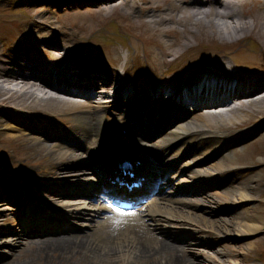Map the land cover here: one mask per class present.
<instances>
[{
  "label": "bare ground",
  "instance_id": "6f19581e",
  "mask_svg": "<svg viewBox=\"0 0 264 264\" xmlns=\"http://www.w3.org/2000/svg\"><path fill=\"white\" fill-rule=\"evenodd\" d=\"M40 1L77 5L93 1L94 6L100 3L106 5L102 6L105 12L109 9L112 10L119 3L126 2V0ZM169 1H171L172 7H176L182 13L180 17L172 15L169 12L170 7H166L163 2L153 5L149 3L150 5L145 6V9L151 8L150 11H146L145 16H148L156 27V50L159 51L162 62L165 55L174 59L179 53L190 49L193 46L191 39H194L197 33L201 39H204L203 41L217 40L221 44L234 43L249 38L254 43L253 49L249 50L256 59L254 62L260 59L264 65V0H253L255 9L242 10H239V7L249 0ZM127 2L130 3V1ZM247 17H251L252 22L247 20ZM175 23L183 25L180 32L174 25ZM188 23H192L197 31L187 26ZM166 33L177 35V39L173 42L164 39L163 35ZM27 42L19 43L6 52H0V129L7 132L9 137H14V132L18 133L15 134L18 136H21L20 133L26 134V138L31 143L40 145L43 149L45 147L48 152L55 155L54 159L58 161L53 163V171L46 173L47 175L61 178L73 172L72 169L77 166V160H79L76 157V153H78L76 149L82 147V142L74 136L76 133H82L94 139L103 133L107 137L109 134L119 132L117 127H112L110 131L106 130L103 116L110 110V106L116 116H119L122 108L120 102L124 101L125 105L134 108L130 110L134 116L139 114L143 119L148 109H154L156 114L162 115L164 118L162 129L165 128V131L160 136L155 134L154 137L146 138L141 142L145 147L146 159L150 161L156 159L168 166L174 164L176 156L182 149L191 147L190 155H194L184 163V166L188 165L185 172L192 179H185V181L187 185L198 181L197 184L195 183L196 187L187 193L199 191L200 197L189 201L188 198L180 199L178 196L158 192L157 195L160 197L152 196L154 198L146 205L148 208L145 214L149 219L161 220L176 228H181L178 221L172 222L171 216L176 213L179 216L184 215L183 210L186 209L185 212L193 216L192 221L202 223L197 225L198 230L194 232V235L200 238L197 244L200 248L212 250L206 256L202 255L203 251H199L198 254L203 259L208 258L211 264H222L224 262L222 257L227 256L225 252L214 249V245L218 241V233H222L224 236L222 242L225 245H230L231 239L236 240L230 235L235 234V238L246 239L249 234L260 229L258 206L255 204L258 192L257 176H252L247 183L243 184L235 182L232 175L230 177L225 174L234 168L231 157L233 151H229V149L238 141L239 134L235 132L237 126L253 116L255 121L260 122L258 128L264 129V69H259L247 62V64L245 62L236 63L229 54L223 55L230 61L219 55L216 60L206 63L201 72L204 77L212 78V85L210 84L208 87L211 88V93L215 97L212 99L207 97L206 101L208 102L202 109L196 108L192 110L193 114H186L179 109L180 103L178 105L176 102H172L174 94L181 93V86L177 82H170L169 77L159 81L153 87L147 86L139 94L144 95L138 97L134 104V97L129 92L128 84L119 82L116 87L117 80L115 78L108 80L106 74L94 60L78 61L79 57H67L56 46L50 45L47 52L54 63L52 66H48L35 61L28 54L25 48ZM62 61L65 62L62 63ZM224 79L225 81H234L230 90L223 88ZM167 80L170 84L166 83ZM73 81L77 85L76 88H68ZM150 89L157 95L155 98L148 93ZM110 90L116 92L117 98ZM189 93L187 99H191ZM123 94L127 96L123 97ZM107 99H112V103L111 101L105 103ZM228 99L229 101H227ZM9 109L14 111L18 117L8 115ZM65 115L72 121V125L67 129L59 128L50 120L53 117ZM24 116L30 117L33 125L24 122L21 119ZM37 121L48 125L50 131H43ZM229 129H231L230 132L227 131ZM188 131H191L192 135L184 136ZM31 150V154L40 151L35 147ZM155 150L160 159L153 155ZM88 152L87 148L83 151V153ZM166 154L169 156L164 161ZM191 162H194V165H189ZM201 166L210 168L212 172L195 169ZM261 167V164H257L254 167L246 168ZM27 172L34 174L37 170L30 169ZM220 177L223 179L220 180ZM29 180L32 182V186L38 182L34 176L29 177ZM38 183L40 184V182ZM69 185L70 183L59 186L60 192L57 194V198L66 197L70 193L66 189ZM172 187L174 186L172 185ZM211 188L224 192L222 198L229 204L228 208L217 212L214 211V208H210V206L219 207L222 200L218 198L217 194L204 193ZM202 193L204 194L202 195ZM43 196L53 203L61 202V200L49 197L50 195L43 194ZM96 199L102 200L99 197ZM4 200H7L6 189L0 183V203L8 204ZM76 201L64 200L61 202V206L67 204L79 207L78 202L82 201ZM202 205L210 206L203 209L201 213L196 212V208ZM85 208H91V212L102 216L106 210L103 205L94 206L91 203L87 204ZM69 212L72 215H79V218L86 221L93 219L91 212L86 214L84 207ZM4 214L7 217L5 207H3ZM158 215L161 217L156 218L155 216ZM117 216L120 215L117 213ZM123 216H130L122 217V220L129 219V222L125 223L123 227L121 219L112 215L104 216L101 221L102 229L97 239L81 234L30 238L31 236L26 233L16 232L6 236L8 239L4 237L7 240L3 244H7L8 250H15V256H25L29 259L32 252H35L39 264H46L44 258L39 256L40 252L46 251H52L60 258H67L70 254L73 257L75 254H80L78 257L80 262H89L97 257L104 264H200L185 255V252L190 249L188 245L192 244L190 241L181 239L173 242L161 239L152 235L144 223V218L140 219L139 214L127 213ZM114 218L118 220L112 231H107L110 226L109 220ZM232 218H235L233 224H231ZM159 222H150L152 229H156L155 224ZM5 223L7 220L0 218V225ZM202 226L211 230L205 231ZM115 227L119 230L116 236L107 238L113 234ZM203 231L207 236H203ZM8 232L10 233V231ZM1 234L2 231H0V236ZM204 237H207L209 242H204ZM230 255L236 256L235 253ZM14 259H18V257ZM9 263H11L10 260ZM0 264H7V262ZM24 264H28L27 261Z\"/></svg>",
  "mask_w": 264,
  "mask_h": 264
},
{
  "label": "rangeland",
  "instance_id": "374dc122",
  "mask_svg": "<svg viewBox=\"0 0 264 264\" xmlns=\"http://www.w3.org/2000/svg\"><path fill=\"white\" fill-rule=\"evenodd\" d=\"M127 1H130V3ZM22 2L23 0H0V52L6 51L10 46L27 40V48L30 53H32V58L51 66L53 60L47 58L45 49L46 43H54L58 46L60 52L66 54L67 57L72 58L76 54L78 56H91L98 60L102 67L103 61H105V58L102 57L105 53H112L114 56L111 60L110 67L115 68L116 77H118V79L122 75L123 68L125 72L129 69L132 74L138 69L137 73L140 75L145 74L150 80H153L157 74L165 73V69H168L166 73H172L173 75L176 73L177 79L181 80L180 74L182 71L178 69L184 68L187 69L185 70L186 72H191L193 68L198 65H203L209 60H216L220 54V56L230 61L222 54L227 53L228 50L219 51L215 47L211 50L206 48L212 45V43L207 41L215 42L216 45L221 43L217 40L203 41L204 39H201L199 34L196 33L195 38L191 39L193 45L192 49L179 53L180 56L175 59V63H172L173 65L168 66V63L159 65V51L155 49L157 38L156 27L151 23L150 18L145 16L146 11L148 12L151 10L150 7L145 9V6L155 3L161 4L163 2L166 7H170L169 12H171L172 15L180 17L182 13L179 12L176 7H172L170 5L171 1L169 0H126L124 4L119 3L112 10L109 9L106 12L102 8L104 5H102V3L96 6H87L85 4L83 6L61 5L62 7H60L57 5L54 6L55 4L53 3H45L40 0H26ZM242 9H255V1L249 0L245 2L239 7V10ZM247 20L252 22L251 17H247ZM174 25L179 32L183 28V25L180 23H175ZM186 25L191 27L192 30L197 31V28L192 23ZM163 38L173 42L177 39V35L166 33L163 35ZM203 42L206 43L204 44ZM203 45L205 47V52L199 53L198 51L202 49ZM221 46L223 49L227 47L226 49L234 50L233 53H231V57L234 60L240 62L244 61L245 63L254 64L255 66H262L260 59L254 62L256 59H254L253 54L249 51L253 49L254 43L253 40L249 38L234 43L221 44ZM164 58L170 59V56H164ZM189 61L195 63L192 68L187 66V62ZM132 77H134V75H132ZM9 114L14 117L11 110L8 112V115ZM252 117L253 116L245 123L238 125L236 131L240 130V128H244L245 126L243 125L255 121ZM26 123L29 125L32 124L29 119L26 120ZM227 131L230 132L231 129ZM15 134L18 133L14 132V137H9L7 136V132H3V130L0 129V183L4 185L6 190H10L11 192L12 190L14 192L16 187L15 184H21L28 194L30 193L29 190L32 188L29 177L34 176L36 180H40L42 175L53 171V163L58 160H55V155L53 156L45 147L43 149L42 146L31 143L26 138V134L20 133L21 136ZM242 135L243 137L240 138V143L233 148L235 150H233L231 155L233 159L232 164L234 167L238 168L231 170L232 172L230 174L235 181L242 182L243 184L247 183L252 176H257L258 184L256 185L258 187V192L256 193L255 204L258 206L257 212L260 217L261 227L256 232L249 234L246 239L239 237L235 238V234L230 235V237L236 239H231L230 245H225L222 242L224 239L223 234L218 233V241L214 245V249L227 254V256L222 257L224 259L222 264H264V129H249L243 132ZM33 147L40 151L31 154V149ZM256 163L263 164V167L241 168L246 165L254 166ZM30 169H35L37 172L30 174L27 172ZM199 169L205 172H212L210 168ZM44 186L50 189L47 184H44ZM39 190L41 191V188H39ZM204 193L209 195L217 194L219 196L218 198L222 199L219 207L211 206V208H214V211L217 212L228 207L229 204L222 198L223 191L213 190V188H211L204 191ZM204 193H202V195ZM7 195L9 194L7 193ZM200 195L201 193L197 192L195 194L186 195L185 198L194 199L195 197H200ZM13 204L16 205L15 202ZM14 205L9 206L0 203V218L7 220V223L0 225V231H2L0 236V263L7 262L8 264L10 260L11 263L9 264H24L25 261H27L28 264H39L40 262L37 260L35 252H32V255L27 259L25 256H15L14 253H16V251L8 250L7 244H3V242L8 239L6 236H9L13 231H19L18 226L16 227L15 225V216H13ZM3 207H5L7 217L5 214L3 215ZM203 209L205 208L198 207L196 208V212L201 213ZM185 210L186 209L183 210V217H180L178 213L175 215L179 220L184 218L187 224L193 216H190ZM234 220L235 218L231 219V224H233ZM147 224L148 222H146V226ZM8 231L11 232L9 233ZM86 231L90 232L88 234L85 233L89 238L92 234L96 236V234L90 230H82L77 233ZM149 231L157 237L160 236L159 238L173 242L181 239L190 241L192 244L188 245L190 249L185 252V255L191 257V259L200 264H211L208 258L203 259L198 252L203 251L202 255L206 256L212 249L200 248L198 244H196L200 238L193 234L195 232L194 229L173 232L172 234L166 233L165 235L156 232L157 229L155 232L152 231L150 227ZM203 235L206 236L207 234L203 233ZM92 238L97 239L95 237ZM203 239L204 242H209L207 237ZM232 253H235L236 256L230 255ZM39 256L44 258L46 264H104L97 257H94L92 261L89 262H80V260H78L80 254H75L74 257L70 254L67 258H60L52 251H46L40 252ZM15 257H18V259H14Z\"/></svg>",
  "mask_w": 264,
  "mask_h": 264
},
{
  "label": "snow or ice",
  "instance_id": "6c2138e0",
  "mask_svg": "<svg viewBox=\"0 0 264 264\" xmlns=\"http://www.w3.org/2000/svg\"><path fill=\"white\" fill-rule=\"evenodd\" d=\"M115 211L120 212L121 210L119 208H116Z\"/></svg>",
  "mask_w": 264,
  "mask_h": 264
}]
</instances>
